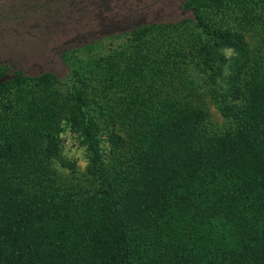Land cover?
<instances>
[{
  "label": "trees",
  "instance_id": "trees-1",
  "mask_svg": "<svg viewBox=\"0 0 264 264\" xmlns=\"http://www.w3.org/2000/svg\"><path fill=\"white\" fill-rule=\"evenodd\" d=\"M231 2L183 0L191 19L125 31L92 66L117 90L103 99L84 79L61 99L45 91L54 72L0 66V264H264V46L252 60L224 19ZM92 47L69 46L62 62L79 66ZM19 89L30 134L6 102ZM60 119L85 151L84 181L49 166L74 167Z\"/></svg>",
  "mask_w": 264,
  "mask_h": 264
},
{
  "label": "rangeland",
  "instance_id": "rangeland-1",
  "mask_svg": "<svg viewBox=\"0 0 264 264\" xmlns=\"http://www.w3.org/2000/svg\"><path fill=\"white\" fill-rule=\"evenodd\" d=\"M182 1L0 0V66L5 68L7 74L14 70H22L28 75L46 70L54 72L56 79L45 91L56 93L61 99L72 86L79 85L77 78L84 79L85 82L80 85L88 93L94 89L95 98L103 99L106 91L107 94L117 95V90L109 82L105 87L106 80L96 79L97 74L92 71L93 63L100 55L111 53L114 46L119 48L123 33L133 27L182 17L191 19V11L181 6ZM229 5L235 7L236 11L234 14L227 12L224 19L244 34L252 51L251 59H258L255 57L257 50L264 46V0H232ZM168 35L183 38V34L175 31ZM163 36L164 32L158 38ZM87 42L93 44L91 50L75 53L81 59L79 66L73 64L74 58L62 62L61 51ZM126 53L123 51L121 55H114L115 62L119 64ZM224 53L229 56L231 52L225 50ZM241 72L246 76L248 70L245 68ZM30 98L25 89L15 90L6 98L13 110L12 118L18 123L15 127L18 132H24L26 128L31 129L29 134L35 131L33 125L29 127L32 123H26L19 116L21 112H18L24 111L26 104L23 101ZM204 105L209 110L211 121H223L209 99H204ZM57 126L61 153L74 163V167L73 171H69L58 167L53 161L49 166L65 181L63 183L70 179L84 181L87 159L83 146L79 145L77 134L69 130L63 119L59 120ZM100 137V144L105 147L107 143L103 140L104 135L100 134ZM35 142L41 144L36 137Z\"/></svg>",
  "mask_w": 264,
  "mask_h": 264
}]
</instances>
